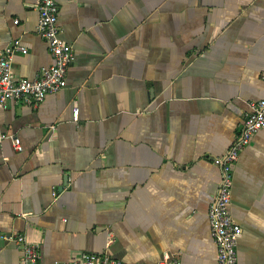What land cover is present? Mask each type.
<instances>
[{"label":"crops","instance_id":"crops-1","mask_svg":"<svg viewBox=\"0 0 264 264\" xmlns=\"http://www.w3.org/2000/svg\"><path fill=\"white\" fill-rule=\"evenodd\" d=\"M39 0H0L17 77L53 62ZM75 59L67 86L0 108V264L83 252L131 264H217L208 210L221 167L262 97L264 0H57ZM16 20H18L16 22ZM76 107L78 109L75 114ZM237 264H264V127L233 165Z\"/></svg>","mask_w":264,"mask_h":264},{"label":"built area","instance_id":"built-area-1","mask_svg":"<svg viewBox=\"0 0 264 264\" xmlns=\"http://www.w3.org/2000/svg\"><path fill=\"white\" fill-rule=\"evenodd\" d=\"M39 19L37 33L45 39L53 57V62L42 69L35 78L17 77L13 59L16 52L27 53L28 49L20 40H15L5 49H0V108H8L13 103H38L49 93L64 89L67 84V70L75 59L70 43L61 36L58 22L59 7L57 0H39ZM18 20H16L17 22ZM264 80V71L262 73ZM241 135L230 146L227 153L216 157L215 164L221 167V180L218 193L208 210L211 235L217 246V264H237V245L242 235V227L230 213L233 187V165L238 161L242 149L253 136L264 127V89L260 99L250 103ZM78 109L76 107L75 114ZM11 137L17 148L20 139L1 131L0 142ZM16 243L23 249L22 263H36L40 257L39 244L30 242L25 235L18 234ZM56 264H131L105 254L83 252L71 260ZM156 264H181L178 259L162 260Z\"/></svg>","mask_w":264,"mask_h":264}]
</instances>
